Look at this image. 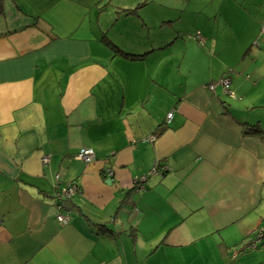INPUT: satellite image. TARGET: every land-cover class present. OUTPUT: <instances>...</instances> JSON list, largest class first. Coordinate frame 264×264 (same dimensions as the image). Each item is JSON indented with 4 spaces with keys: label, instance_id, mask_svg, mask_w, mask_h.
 Masks as SVG:
<instances>
[{
    "label": "crops",
    "instance_id": "obj_1",
    "mask_svg": "<svg viewBox=\"0 0 264 264\" xmlns=\"http://www.w3.org/2000/svg\"><path fill=\"white\" fill-rule=\"evenodd\" d=\"M99 1L32 0L0 28V264H264L238 254L264 227V0L199 1L171 46L143 42L151 0L129 4L138 45ZM56 174L78 186L66 224Z\"/></svg>",
    "mask_w": 264,
    "mask_h": 264
},
{
    "label": "rangeland",
    "instance_id": "obj_2",
    "mask_svg": "<svg viewBox=\"0 0 264 264\" xmlns=\"http://www.w3.org/2000/svg\"><path fill=\"white\" fill-rule=\"evenodd\" d=\"M199 1L203 3L201 5V8H203L204 10L212 9V6L218 5L216 4L217 0L149 1L141 10L143 11V14L147 13L149 17V19L147 20L148 32L146 30L144 32V36L147 37L143 42H146L147 40H157L159 42L163 41L167 45L170 44L171 46L175 43L173 39L175 40L177 28L180 26L187 31H183L184 34L178 33V38L176 39L179 41L184 40L185 42H187L189 40L190 33L188 32V30L192 28L191 22L188 21V15L192 13V11L196 10L195 6L199 5ZM130 2L131 0H100L98 2V10H102L101 14L103 18L107 16L110 17L109 15H111L109 23L112 25L111 27L116 29L115 32L112 30L111 34L115 33L116 35H118L123 41H125V44L138 45V42H141V31L137 32V30L140 29L139 27L141 26L142 17L140 15L141 13L139 14L134 11L135 5L130 7ZM0 3L2 7L3 5L5 7V9H0V28L2 26H7L10 20H13L14 22H16V19L20 20L19 17L23 16L22 14L26 12L28 13L30 9L32 11L35 9L34 7H37L36 5H34L32 0H0ZM157 13L158 15L155 16ZM180 15H182V19H178ZM205 16V12L202 11L201 20H203V17ZM174 18L177 19L174 20ZM144 22H146V19H144ZM126 35L128 37H126ZM170 46L167 47L169 48L167 51L173 53L175 47L170 48ZM177 47L180 49V51L182 50L181 54L184 55V43ZM261 87L262 91L264 92V83H262ZM263 126L264 122L262 123V127ZM257 250L258 249H254L255 252H258ZM259 250L264 251V249ZM239 263L241 264V262ZM250 264H258V259H253Z\"/></svg>",
    "mask_w": 264,
    "mask_h": 264
},
{
    "label": "built area",
    "instance_id": "obj_3",
    "mask_svg": "<svg viewBox=\"0 0 264 264\" xmlns=\"http://www.w3.org/2000/svg\"><path fill=\"white\" fill-rule=\"evenodd\" d=\"M261 33L264 35V24L262 25L261 28ZM197 38L199 42L202 44L204 42L202 36L200 33H197ZM222 84L224 87V90L228 89V84L229 80L228 78H222L218 81V84ZM214 88V86H213ZM171 116V113L167 115V119ZM76 158L85 162V163H91L94 160H96L95 154L92 151V149L88 148H81L77 154ZM43 163H47L49 158L47 156H44L42 159ZM158 163H155L153 168L151 169V172H156L158 170H163L164 167H160ZM165 169V168H164ZM106 176L111 175L112 171L111 169H106L105 170ZM109 178V177H108ZM61 183L60 177L58 174L55 175V191L53 193V201H54V208H55V219L60 223V224H66L69 221L70 218V208H69V199L71 196L78 191V186L73 183L69 182L66 183L64 186H60L59 184ZM264 233V227L258 228L255 231V234L251 236V239H249V243L252 248H255L260 242L261 238L263 237Z\"/></svg>",
    "mask_w": 264,
    "mask_h": 264
},
{
    "label": "trees",
    "instance_id": "obj_4",
    "mask_svg": "<svg viewBox=\"0 0 264 264\" xmlns=\"http://www.w3.org/2000/svg\"><path fill=\"white\" fill-rule=\"evenodd\" d=\"M1 4V3H0ZM5 9L4 5L2 7V5H0V9ZM13 16V15H11ZM8 25H11V26H15V22L13 20H10L9 24ZM253 131L255 133H261L263 132L260 128L258 127H253ZM161 173H165V170H161ZM71 199V198H70ZM70 199H69V208H70ZM256 231V230H255ZM255 231L253 233H251L247 238L251 239V236H253V234H255ZM249 239H246L245 240V243L242 245V247H240V249L238 250V254H240L241 252H245V251H250V250H254V249H259L262 245H264V233H263V237L261 238V242L255 247V248H252L249 243ZM240 252V253H239Z\"/></svg>",
    "mask_w": 264,
    "mask_h": 264
},
{
    "label": "water",
    "instance_id": "obj_5",
    "mask_svg": "<svg viewBox=\"0 0 264 264\" xmlns=\"http://www.w3.org/2000/svg\"><path fill=\"white\" fill-rule=\"evenodd\" d=\"M111 175H113V174H111ZM111 176H109V180H111V178H110Z\"/></svg>",
    "mask_w": 264,
    "mask_h": 264
},
{
    "label": "bare ground",
    "instance_id": "obj_6",
    "mask_svg": "<svg viewBox=\"0 0 264 264\" xmlns=\"http://www.w3.org/2000/svg\"><path fill=\"white\" fill-rule=\"evenodd\" d=\"M257 229H258V228H257ZM257 229H256V230H257Z\"/></svg>",
    "mask_w": 264,
    "mask_h": 264
}]
</instances>
